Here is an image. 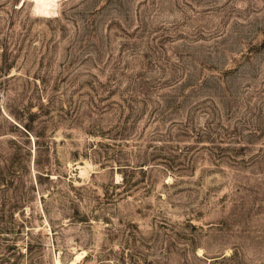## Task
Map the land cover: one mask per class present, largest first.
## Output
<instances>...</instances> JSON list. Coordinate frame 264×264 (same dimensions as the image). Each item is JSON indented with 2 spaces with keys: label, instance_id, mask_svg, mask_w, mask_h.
<instances>
[{
  "label": "rangeland",
  "instance_id": "rangeland-1",
  "mask_svg": "<svg viewBox=\"0 0 264 264\" xmlns=\"http://www.w3.org/2000/svg\"><path fill=\"white\" fill-rule=\"evenodd\" d=\"M264 264V0H0V264Z\"/></svg>",
  "mask_w": 264,
  "mask_h": 264
},
{
  "label": "bare ground",
  "instance_id": "bare-ground-1",
  "mask_svg": "<svg viewBox=\"0 0 264 264\" xmlns=\"http://www.w3.org/2000/svg\"><path fill=\"white\" fill-rule=\"evenodd\" d=\"M31 3L35 12L43 15L54 14L58 0H23V3ZM84 251L75 254L74 258L67 264H76L78 260L84 256ZM55 264H61L58 259H55Z\"/></svg>",
  "mask_w": 264,
  "mask_h": 264
}]
</instances>
